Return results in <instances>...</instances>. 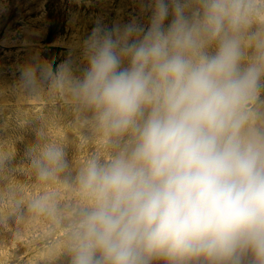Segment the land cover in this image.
I'll list each match as a JSON object with an SVG mask.
<instances>
[{
	"label": "clouds",
	"instance_id": "9594fccd",
	"mask_svg": "<svg viewBox=\"0 0 264 264\" xmlns=\"http://www.w3.org/2000/svg\"><path fill=\"white\" fill-rule=\"evenodd\" d=\"M140 9L146 24L93 27L81 70L71 55L19 68L23 90L70 98L111 149L73 178L69 264H264V0ZM28 155L41 182L68 169L60 144ZM29 209L65 219L53 195Z\"/></svg>",
	"mask_w": 264,
	"mask_h": 264
},
{
	"label": "rangeland",
	"instance_id": "374dc122",
	"mask_svg": "<svg viewBox=\"0 0 264 264\" xmlns=\"http://www.w3.org/2000/svg\"><path fill=\"white\" fill-rule=\"evenodd\" d=\"M140 4L141 0H0V157H9L0 164V264H69L64 225L79 200L71 187L73 178L92 154L111 151L101 133L83 122L70 98L50 92L47 85L36 93L23 90L20 66L39 59L55 67L71 55L75 67L83 69L77 45L98 22L111 27L136 17L146 24ZM37 143L65 148L68 169L58 179H37L28 155ZM44 195L55 196L63 224L30 211V203Z\"/></svg>",
	"mask_w": 264,
	"mask_h": 264
}]
</instances>
